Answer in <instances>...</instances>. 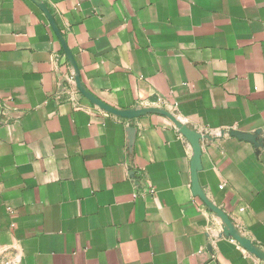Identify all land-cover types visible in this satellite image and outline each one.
Wrapping results in <instances>:
<instances>
[{
  "label": "crops",
  "instance_id": "crops-1",
  "mask_svg": "<svg viewBox=\"0 0 264 264\" xmlns=\"http://www.w3.org/2000/svg\"><path fill=\"white\" fill-rule=\"evenodd\" d=\"M41 1L91 94L210 136L200 187L264 249V0ZM191 158L168 117L91 103L43 10L0 0V264H260Z\"/></svg>",
  "mask_w": 264,
  "mask_h": 264
},
{
  "label": "water",
  "instance_id": "water-1",
  "mask_svg": "<svg viewBox=\"0 0 264 264\" xmlns=\"http://www.w3.org/2000/svg\"><path fill=\"white\" fill-rule=\"evenodd\" d=\"M44 12L47 19L49 20L55 34L57 35L58 39L60 40L62 47L70 60L71 65L74 69V81L76 88L93 104L97 105L100 109L105 110L106 112L113 114L118 117L132 119L136 118L148 113H158L168 117L176 126L178 131L188 140L192 147V158L190 161V171H191V181H192V192L195 196H198L203 200V202L212 210L214 211L221 219L223 223L224 233L226 236H230L234 238L240 245H242L246 250L250 253L254 254L256 257L264 261V249L260 248L259 246L253 244L248 238L241 236L237 230L234 228L232 221L229 217L224 213V211L219 208L218 206L214 205L204 194L202 188L200 187L198 181V172L202 168L201 164V140L203 138H210V136L203 135L200 132L196 131L193 128H190L185 123H182L172 112L157 106H148V107H140V108H131V109H118L112 107L96 96L91 94L80 81L79 77V69L72 55L71 51L69 50L60 30L56 26V23L48 10L45 4L41 0H33ZM224 130L221 131V134H224ZM228 133L232 136H235L239 139L248 140L251 142H256V136L253 134L242 133L237 130H229Z\"/></svg>",
  "mask_w": 264,
  "mask_h": 264
},
{
  "label": "built area",
  "instance_id": "built-area-1",
  "mask_svg": "<svg viewBox=\"0 0 264 264\" xmlns=\"http://www.w3.org/2000/svg\"><path fill=\"white\" fill-rule=\"evenodd\" d=\"M260 264H264V261H260Z\"/></svg>",
  "mask_w": 264,
  "mask_h": 264
}]
</instances>
